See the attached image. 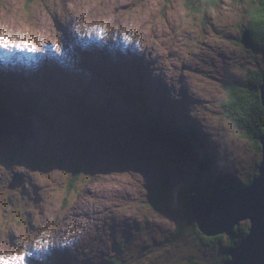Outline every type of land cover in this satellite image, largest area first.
Here are the masks:
<instances>
[{"label":"rangeland","instance_id":"1","mask_svg":"<svg viewBox=\"0 0 264 264\" xmlns=\"http://www.w3.org/2000/svg\"><path fill=\"white\" fill-rule=\"evenodd\" d=\"M197 1L0 0V31L38 48L27 60L14 59L16 71L0 70L8 100L0 107L24 108L22 90L34 100L49 95L57 106L86 90L100 110L112 112L107 129L94 131L78 124V114L63 117L48 103L41 108L48 123L1 111V132L17 134L21 126L31 140L24 152L16 137L0 136V255L30 253L26 264H221L219 245L191 236L187 210L193 215L181 197L193 187L198 195L191 196L203 201L221 188L236 195L259 176L262 145L232 127L223 108L225 85L264 67L240 30L259 2L194 8ZM125 86L140 92L148 113L189 138L188 161L131 140L129 115L139 111ZM206 158L218 175L206 171ZM242 224L249 236L250 221Z\"/></svg>","mask_w":264,"mask_h":264},{"label":"trees","instance_id":"2","mask_svg":"<svg viewBox=\"0 0 264 264\" xmlns=\"http://www.w3.org/2000/svg\"><path fill=\"white\" fill-rule=\"evenodd\" d=\"M197 2L198 5L194 7V4V8H202L205 4L210 7H215L217 6V3L220 2V0H198ZM258 2L259 5L255 8L256 3H254L252 12L250 10V13L248 15V18H250V23L246 27V30L244 31V25L240 27V30L241 37L244 39L245 45L248 48H251L252 51L255 53V60H257V56H262L264 60V18H262L264 17V2L263 0H258ZM263 78L264 67L254 72H247L244 80L238 82V84H226L225 89L227 91V99L223 103L224 115L227 120L231 123L232 127H234L238 131H241L247 137H251L258 148H260L261 146L260 139L264 135V106L262 104L261 99V86L263 84ZM57 89L58 91L62 90V88ZM127 92L128 96L132 101L131 103L134 104V106L137 107L139 111L137 112V116L129 115L131 119L128 123L129 126L127 127V132L129 133L131 140L144 148H147L149 146L160 147V149L162 148L168 152L176 154L183 161H188V151L185 145L188 144L189 146H191L190 141L188 140L189 138L185 134L184 137L180 136V129L172 128L171 124L158 120V118L155 117L156 114L154 115L153 111H150L148 113L147 110L149 109V107L145 106L143 100V103H140L139 98L141 99L142 97L135 95L138 93H136L134 90L130 89L127 90ZM24 96L25 97H22V99L26 100L27 105H25L22 109H15V111L21 112L22 116L25 117L28 116L29 118H34L35 116H38L40 119H42V121H45L47 123L50 122L49 115L46 114L43 109L41 110V108L43 107L42 104H52L49 99H46L48 97L41 96L40 98L34 100V98H31L30 96ZM71 96L73 98L72 102L66 103L65 106L60 105V110L64 115L63 117H68L66 116V113H69L71 115L78 114L76 117V121L80 126L86 129H92L94 131H101L107 129V125H110L109 122H111L112 120L110 119L109 114H111L112 112H109V109L100 110L99 103H93L92 100L90 102V99H96L92 92H88L86 90L83 92V94L71 92ZM135 99L138 100L135 101ZM0 108L6 111L9 110L8 105H3ZM0 115H2V112H0ZM59 115H61V113ZM189 132L188 134H190L194 138H197L196 134L193 133V131L190 130ZM17 145L18 148L24 152L28 148L27 145ZM88 149H90L89 146ZM206 159L204 160L205 163L207 162L210 164V162H208V159ZM210 165L211 166L209 167H204L206 171L210 170L213 172L214 175H218L213 171V164ZM218 177L216 178H221ZM219 183L226 187L234 188L233 192H236L238 190L235 189L236 187H234V185L232 187L230 185V182L224 181V179L222 178L221 180H219ZM247 185L250 186L249 183L243 184V186L245 187H248ZM197 193L198 191L194 187L192 189H187L183 193V198L181 197V199L185 203L187 208L188 201L191 195ZM211 198L212 192H209V194L204 198V201H208ZM173 199L176 198L174 197ZM187 211V224L188 226L192 227V230L190 231L191 236H194V239H198L204 244L219 245L223 254L221 264H226L228 261H230L229 251L237 248L241 244V242L248 236L249 228H247L243 224L240 225V227H237L234 230L233 238L227 237L225 239V236L222 235L207 238L204 234H201L198 231L194 217L190 215L189 210ZM111 263L117 264L115 259L112 260Z\"/></svg>","mask_w":264,"mask_h":264},{"label":"water","instance_id":"3","mask_svg":"<svg viewBox=\"0 0 264 264\" xmlns=\"http://www.w3.org/2000/svg\"><path fill=\"white\" fill-rule=\"evenodd\" d=\"M261 99L264 106V78L261 86ZM6 133V132H5ZM19 142L24 144L27 140L21 131H16ZM0 134L4 135L3 132ZM10 138V135L5 134ZM34 138V133L32 134ZM262 145V163L259 176L253 183L237 195H233L227 188L212 192L213 199L203 201L197 197H190L189 206L196 220L200 232L206 237L226 235L234 237V230L242 221H250L251 230L241 244L229 251L230 261L226 264H264V136L260 139ZM21 176L15 179L20 181ZM17 185H12L16 190Z\"/></svg>","mask_w":264,"mask_h":264},{"label":"bare ground","instance_id":"4","mask_svg":"<svg viewBox=\"0 0 264 264\" xmlns=\"http://www.w3.org/2000/svg\"><path fill=\"white\" fill-rule=\"evenodd\" d=\"M124 29V28H123ZM142 29V28H141ZM145 32V31H144ZM133 47V46H132ZM1 50H0V54L1 55H4L5 56V59L4 60H2L1 59V63H0V70H3V69H5V68H9V69H5V71H10V72H14V71H16V68H15V66H14V59H17V58H19V56L20 57H23L24 58V60H27L28 58H29V56H28V52L25 50V51H23V52H26V53H20V51L19 50H16V49H13V50H11V51H7V50H4V49H2V48H0ZM133 49V48H132ZM1 51H2V53H1ZM100 54V53H99ZM23 60V61H24ZM102 64V63H101ZM111 64V63H110ZM110 68H111V66H110ZM25 68H23L22 70H24ZM17 70H20L19 69V67H18V69ZM26 72V71H25ZM5 74V73H4ZM1 75V74H0ZM14 75H16V73L14 74ZM18 76V75H17ZM128 76V75H127ZM25 77H28V76H25ZM118 78V77H117ZM13 79V78H12ZM21 79V77L18 79V81ZM27 80V79H26ZM72 80V79H71ZM140 80V79H139ZM50 81V80H49ZM12 82V81H11ZM15 82H17V80L15 79ZM59 82V81H58ZM9 83V80L7 81V83L6 82H4V84L5 85H7ZM18 83V87L20 86V83L19 82H17ZM52 83V82H51ZM141 82H139L138 84H140ZM137 84V83H136ZM14 85V83H10V86L12 87ZM130 85V84H129ZM27 87V86H26ZM57 87V86H56ZM0 88L2 89V88H4L3 87V85L1 84L0 85ZM19 88H21V87H19ZM27 88H29V85H28V87ZM57 88H59V86L57 87ZM125 88H127V89H125L126 90V92H127V90H129V89H131V90H136L134 87H131V88H128V87H126L125 86ZM0 89V99L2 100L3 99V101H8L7 100V98H5V96L3 95L4 93H2V92H5L4 90H1ZM23 88H21L20 90H22ZM139 90H141V88H138ZM58 90V89H57ZM69 90V89H68ZM67 90V91H68ZM19 91V90H18ZM21 93L20 94H22V95H18L17 96V98H19L20 99V102L21 103H25L26 102V100H24V99H22V97H25L24 95H27V96H30L28 93H26L25 92V94L23 93V90L22 91H20ZM38 92V91H37ZM53 92V91H52ZM77 92V91H76ZM15 93V92H14ZM128 93V92H127ZM126 93V94H127ZM136 93H138V94H135V95H137V96H141L140 95V92H136ZM42 94V93H41ZM134 94V93H133ZM55 96H57L58 95V93L56 92L55 94H54ZM128 95V94H127ZM45 97H48V98H46V99H49V101H51V103L52 104H49V106H50V108H54V111L56 112L57 111V113L58 114H62V112H61V110H60V105H54V104H56V102H53L54 100H52L51 99V97L49 96V95H45ZM89 97V96H88ZM100 97V96H99ZM32 98V97H31ZM96 99H95V102H97L98 103V99H97V97H95ZM36 99V98H35ZM141 100H142V98H141ZM148 102V101H147ZM131 103V102H130ZM78 104V103H77ZM132 104V103H131ZM145 105H147L148 103H144ZM6 105H8V104H6ZM61 106H63V105H61ZM93 106V105H92ZM100 106V105H99ZM133 106H134V104H133ZM149 106V105H148ZM81 107V106H80ZM150 107V106H149ZM8 108H9V110H7V112L6 113H8V115H9V113L10 114H12V115H14V113H15V110H14V108L16 109V107H14L12 104H9L8 105ZM10 108H11V111H10ZM21 108H22V106H21ZM1 111H6V110H3L2 108H0V112ZM19 113V112H18ZM3 114V113H2ZM17 115V114H16ZM20 115V114H19ZM18 115V116H19ZM48 116V115H47ZM3 117V116H2ZM27 117V119L29 120V117L28 116H26ZM6 120V119H5ZM13 120V122H17V121H15L16 119H12ZM168 122V121H167ZM10 123H12V122H10ZM20 123V122H19ZM20 125H21V123H20ZM27 125V124H26ZM3 126V125H2ZM1 126V122H0V132L2 131V130H4V127H2ZM175 126V125H174ZM21 127V126H20ZM20 127H17L18 128V131H20ZM9 130V129H8ZM12 129H10V131H11ZM17 130V129H16ZM10 131H8V132H10ZM14 131V130H13ZM23 132V131H22ZM14 133H15V131H14ZM14 133H8L10 136H12V137H16L17 139H18V137H17V135L16 134H14ZM5 134H7V132L6 133H4V135L2 134H0V136H2V138H6V136H5ZM16 135V136H15ZM24 136V135H23ZM26 140H27V142L26 143H24V145L25 144H27L31 139H29V138H26V137H24ZM18 141H19V139H18ZM22 144V143H21ZM16 149V148H15ZM18 176V175H17ZM254 181V180H253ZM253 183V182H252ZM10 187V186H9ZM240 191V190H239ZM238 192V191H237ZM236 195H237V193H236ZM63 237L64 236H62V235H60V237H58L57 239L58 240H60L63 244L61 245V246H63L64 248H63V250L66 248V246L68 245L66 242H64L62 239H63ZM59 244L60 243H56L55 245H53V247H51L50 249H52V248H56L57 249V251L55 250V254L60 250V249H58L60 246H59ZM64 244H66V245H64ZM62 250V249H61Z\"/></svg>","mask_w":264,"mask_h":264},{"label":"snow or ice","instance_id":"5","mask_svg":"<svg viewBox=\"0 0 264 264\" xmlns=\"http://www.w3.org/2000/svg\"><path fill=\"white\" fill-rule=\"evenodd\" d=\"M264 18V17H262ZM0 48L11 51L13 49L19 51H28L35 53L38 51V48L31 42L19 41L18 38L9 39L3 31H0ZM42 242L40 240L36 241L37 245H40ZM31 255L30 253L19 251L15 254L0 255V264H26V257Z\"/></svg>","mask_w":264,"mask_h":264}]
</instances>
